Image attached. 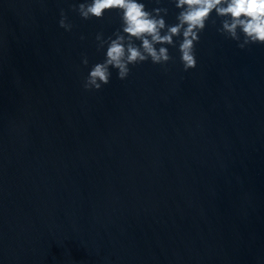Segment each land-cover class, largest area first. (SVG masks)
Segmentation results:
<instances>
[{
  "label": "water",
  "instance_id": "1",
  "mask_svg": "<svg viewBox=\"0 0 264 264\" xmlns=\"http://www.w3.org/2000/svg\"><path fill=\"white\" fill-rule=\"evenodd\" d=\"M82 2L0 0V264H264V44L213 12L195 68L164 45L85 90L121 13Z\"/></svg>",
  "mask_w": 264,
  "mask_h": 264
},
{
  "label": "clouds",
  "instance_id": "2",
  "mask_svg": "<svg viewBox=\"0 0 264 264\" xmlns=\"http://www.w3.org/2000/svg\"><path fill=\"white\" fill-rule=\"evenodd\" d=\"M179 9L177 23L168 25L161 15H167L166 8L147 11L139 0H85L73 11L85 20L102 19L106 11L118 10L121 13V28L114 37L103 39L98 34V49L106 46L103 62L92 66L85 78V90H100L110 82L116 69L118 78L124 80L130 73V65L151 60L154 64H166L172 57L164 45L176 47L184 70L195 68V46L200 33L205 29L211 14L220 18L218 31L237 41L241 49L251 44H264V0H174ZM159 3V0H157ZM215 24V20L212 21ZM60 27L70 31L72 25L61 10ZM243 37V39H242ZM139 41V45L136 44ZM159 45V47H157ZM88 64L85 57L82 61Z\"/></svg>",
  "mask_w": 264,
  "mask_h": 264
}]
</instances>
